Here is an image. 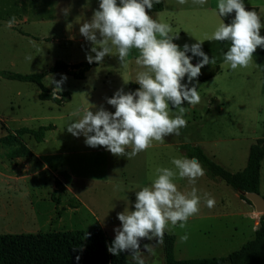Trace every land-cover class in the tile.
<instances>
[{"label":"rangeland","instance_id":"374dc122","mask_svg":"<svg viewBox=\"0 0 264 264\" xmlns=\"http://www.w3.org/2000/svg\"><path fill=\"white\" fill-rule=\"evenodd\" d=\"M99 2L0 0V71L43 73L42 85L51 92L55 85L49 84L50 77L60 80L66 76L62 91L70 92L68 101L61 104L40 100L36 83L6 79L0 75V137L14 133L21 126H52L44 131L43 140L35 141L31 135L24 140L30 150L46 154L42 159L51 170L46 166L43 168V164L31 156L15 155L21 151L23 143L20 139V145L0 144V162H7L22 176L26 175L28 166L35 169V180L31 178L35 184L30 187L28 180L24 194L0 191V234L71 229L86 232L99 227L114 240V229L122 226L117 213L126 208L135 210L136 191L150 185V177L154 178L157 167L174 169L171 159L184 157L182 147L198 145L223 168L236 172L244 166L249 144L264 133V48L256 49L247 68L232 70L223 61L230 42L216 40L202 43V51L210 59L216 58L215 74L202 78L213 68L212 64H207L191 83L187 75L182 80L189 87H197L201 100L196 105H189L187 101L181 105L186 108L184 119L187 126L180 129L179 135L165 137L174 144L155 145L127 159L126 156L113 155L104 146H88L82 134L75 137L69 133L66 125L70 119H76L71 117V113L77 108H90L93 113L103 108L114 113L115 107L107 102L108 99L118 90L126 93L127 83L123 78L135 82L136 72L142 70L135 61L127 59V67L122 66L120 60L112 63L93 61L95 64L85 72L83 79L62 71H49L56 61L76 63L88 61V55L95 56L91 52L92 42L79 29L99 10ZM160 2L162 9L152 16L170 24L173 33H178L173 42L181 50L185 44L191 46L198 42L197 39L204 40L210 36L222 22L217 14L218 0H207L203 6L194 4L193 0H187L183 5L178 0ZM243 2L245 6L257 7L264 25V0ZM10 20L14 21L11 27L8 26ZM19 32L48 35L53 40L34 43L30 36ZM260 35L264 36V27L260 29ZM97 38L100 39L99 33ZM137 54L138 50L132 49L128 57ZM186 55L192 57L194 65L202 59L190 51ZM169 112L172 116L178 112L171 102ZM65 173L74 177L72 188L78 191V197L87 209L80 207L74 210L78 203L65 191ZM57 175L63 177L62 182ZM205 177L197 178L194 185L188 181V186H184L187 178L180 179L178 175L174 178L182 193L190 192L193 187L197 189L201 197L197 214L204 211L214 214L213 217L191 216L183 229L179 225L174 228L169 225L165 229V233L174 235L175 259L225 257L253 237L250 236V222L235 214L238 209L232 196L234 190L221 180H215L216 185L211 184L207 188ZM82 185L86 189H82ZM261 190L264 192V156ZM204 193L215 199L213 208L206 206ZM219 214L222 215L217 216ZM256 214L261 215L257 211ZM185 233L189 238L181 242L180 237ZM156 242V239L147 238L139 241L145 264H164L162 244ZM146 244L152 245L154 254L147 252ZM130 255L126 250V260L134 264Z\"/></svg>","mask_w":264,"mask_h":264},{"label":"clouds","instance_id":"9594fccd","mask_svg":"<svg viewBox=\"0 0 264 264\" xmlns=\"http://www.w3.org/2000/svg\"><path fill=\"white\" fill-rule=\"evenodd\" d=\"M186 2L178 0L181 5ZM158 3L160 0H119V4L117 0H100L99 10L80 26V33L93 44L91 52L95 56H87L89 63L102 62L115 48L121 65L127 67L130 50L136 49L139 54L135 64L142 69L136 72L135 82L140 87L135 92L125 93L121 89L108 99L107 102L115 107L114 113L103 108L95 113L90 108H77L71 113L76 119H70L67 131L75 137L82 134L88 146H104L115 156L131 159L150 148L153 141L163 143L165 137L179 135L180 129L187 126L186 108L181 105L184 101L196 105L201 100L197 87H189L182 80L187 75L191 83L205 65H216V58L210 59L202 51L205 40L230 42L223 61L232 70L247 68L256 49L264 48V36L260 35L264 27L261 16L256 10L246 9L243 0H218L220 17L235 13L231 23L221 22L210 36L197 39L198 42L191 46L185 44L183 50L173 42L178 33H173L172 26L154 19L146 11ZM193 3L203 6L207 0H193ZM13 22L10 20L8 26ZM189 51L202 59L194 65L192 57L186 55ZM66 79V76L60 80L50 77L49 84L55 85L51 94L53 100L61 99L58 93L63 90ZM169 102L178 110L174 116L170 115ZM171 164L174 169L157 167L154 178L150 177V185L136 191L135 210L126 208L117 213L122 226L114 229L116 235L108 247L111 254L118 256L129 250L134 264H145L140 251L141 239H156V244H162L169 225L173 228L179 225L183 229L188 219L199 212L201 197L197 189L193 187L190 192L182 193L174 178L177 175L180 179L187 178L194 185L197 178L205 174L204 168L197 160L187 157H173ZM204 200L208 208L216 204L208 193H204ZM188 238L185 233L180 240L186 242ZM144 247L154 254L152 245Z\"/></svg>","mask_w":264,"mask_h":264},{"label":"trees","instance_id":"16d2710c","mask_svg":"<svg viewBox=\"0 0 264 264\" xmlns=\"http://www.w3.org/2000/svg\"><path fill=\"white\" fill-rule=\"evenodd\" d=\"M248 10H258L256 6H245ZM162 9L161 2L149 9L152 12ZM218 14V9H217ZM235 13L220 17L224 23H231ZM95 64L88 61L65 63L56 61L49 71H62L76 79H82L85 72ZM217 71V66L207 73L210 77ZM6 79L36 83L39 88L37 94L40 100H51L57 104L68 101L70 92L61 91L59 100L52 99V92L42 85L43 73H17L0 71ZM139 88L137 83L129 81L127 92H135ZM51 125H41L37 128L21 126L14 133L0 137V144L20 145L19 136L30 134L35 141L42 140L45 130ZM17 156H31L25 145L20 146ZM183 156L195 158L205 170V176L210 180H221L234 190L258 192L259 166L264 153V133L256 138L247 150L244 167L236 172H230L208 157L197 145L182 147ZM241 199L250 204L241 194ZM113 239L107 237L99 227H93L86 232L78 229L47 230L33 233H2L0 234V264H133L126 260L125 251L118 256L108 251ZM174 235L165 233L162 243L164 264H264V214L259 215L258 227L254 230L252 239L244 242L238 249L228 253L225 257H204L175 259L173 256ZM75 249V250H74ZM80 259L77 261L76 257Z\"/></svg>","mask_w":264,"mask_h":264},{"label":"crops","instance_id":"0c3cea01","mask_svg":"<svg viewBox=\"0 0 264 264\" xmlns=\"http://www.w3.org/2000/svg\"><path fill=\"white\" fill-rule=\"evenodd\" d=\"M160 11V10H159ZM158 11H155V12H152L148 9V14L150 16H152L154 13H156ZM153 17V16H152ZM21 35L23 36H30L31 37V40L34 41V43H38L39 41L41 40H44V41H49V40H53L51 36H48V35H34V34H31V33H22V32H19ZM81 38V37H79ZM56 40V39H54ZM82 38H81V41L82 42ZM99 50V49H98ZM138 55V54H137ZM137 55H133L132 57H127L128 60H132V61H135V57ZM103 60H107L108 62H114V61H119V57L116 55V49L113 48L112 49V54H108V55H105V57L103 58ZM69 63V62H67ZM70 63H73V62H70ZM85 77V76H84ZM83 79V78H82ZM133 82V81H131ZM136 83V82H134ZM128 84V83H127ZM138 84V83H137ZM139 85V84H138ZM140 87V85H139ZM127 89V88H126ZM30 134L28 133H23L19 138L20 141L26 146V142L24 141L25 140V137H29ZM43 137H44V133H43ZM42 137V140L44 139ZM258 138V137H256ZM254 138L253 141L256 139ZM252 141V142H253ZM251 142V143H252ZM250 143V144H251ZM169 144H174V142L172 143V140H168V139H164V142L163 143H160V142H157V141H154L152 143V146H155V145H169ZM177 144V143H176ZM179 144V143H178ZM249 144V145H250ZM194 145V144H192ZM151 146V147H152ZM198 146V145H197ZM26 148L30 151V153L32 154L31 155V158L32 159H35L36 161H38V163H41L43 164V168L46 166L49 170H51V167L49 165H47L48 163H46L43 159H42V156H46V154H40V153H36L32 150H30L27 146ZM202 149V148H201ZM248 150V149H247ZM203 151V149H202ZM204 152V151H203ZM205 153V152H204ZM208 156V155H207ZM263 156H264V153H263ZM263 156H262V159L260 161V166H259V176H258V186H257V189H258V193L264 197V192L261 190V168H262V165H263ZM209 157V156H208ZM247 157V155H246ZM211 159H213L212 157H210ZM246 162V160H245ZM245 165V163H244ZM221 166V165H220ZM244 167V166H243ZM242 167V168H243ZM241 168V169H242ZM13 169L15 168H11L7 162L3 161V162H0V191L1 190H5L7 193H17L18 194L20 193H25V189L27 188V186L25 184H27L28 180H29V186L30 187H33V184H35V182L33 183V180H35V169L33 166H28L27 169V172H26V175L22 176L20 174H17V171H13ZM225 169V168H224ZM239 169V170H241ZM238 170V171H239ZM55 171V170H52V172ZM231 172V171H230ZM66 176H64L65 180H66V184H64L65 186V191L67 193H69L70 196H73L76 200H77V205L74 207V210H77L78 208L80 207H84L85 209L86 206L84 205L82 199H80L78 197V191H75L73 188H72V180L74 179V177L72 175H68L67 173H65ZM58 177V180H60L61 182L63 181V177L61 175H57ZM32 178V179H31ZM206 178V177H205ZM209 181V182H206ZM205 180V186L208 188L211 184L214 186L216 185L217 181L215 180H210L208 178H206ZM59 181V182H60ZM188 179H185L184 181V186H188ZM63 184V183H62ZM25 185V187H24ZM226 185V184H225ZM228 186V185H227ZM82 189H86V186L82 185L81 186ZM205 188V187H204ZM24 189V191H23ZM77 189V188H76ZM234 190V189H233ZM17 191V192H15ZM26 192H27V189H26ZM92 192V191H91ZM27 194V193H26ZM239 193L234 190L233 193H232V196L234 199H236V204H237V209L238 211H236V215L237 216H240V218H245L247 219L248 222H250V236L253 235L254 233V230L258 227V219H259V214H256V211L253 209V207L251 206V204H248L247 202H245L243 199H241L238 195ZM226 210V209H225ZM224 214L223 215H226L225 212H223ZM222 214H219L217 216H220ZM194 217H210V216H214V214H208L204 211V213H200V214H197V215H193ZM215 216V217H217ZM246 242V241H245Z\"/></svg>","mask_w":264,"mask_h":264},{"label":"water","instance_id":"95a60500","mask_svg":"<svg viewBox=\"0 0 264 264\" xmlns=\"http://www.w3.org/2000/svg\"><path fill=\"white\" fill-rule=\"evenodd\" d=\"M148 12V9H146ZM195 159V158H192ZM239 194H241L245 200H247L253 209L261 214H264V197H262L258 192L255 191H241L236 190Z\"/></svg>","mask_w":264,"mask_h":264}]
</instances>
